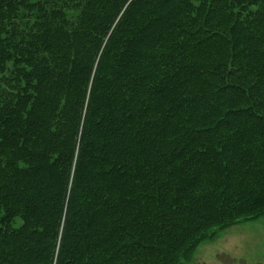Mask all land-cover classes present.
I'll use <instances>...</instances> for the list:
<instances>
[{
  "label": "trees",
  "instance_id": "obj_1",
  "mask_svg": "<svg viewBox=\"0 0 264 264\" xmlns=\"http://www.w3.org/2000/svg\"><path fill=\"white\" fill-rule=\"evenodd\" d=\"M263 214L264 0H0V264H184Z\"/></svg>",
  "mask_w": 264,
  "mask_h": 264
},
{
  "label": "rangeland",
  "instance_id": "obj_2",
  "mask_svg": "<svg viewBox=\"0 0 264 264\" xmlns=\"http://www.w3.org/2000/svg\"><path fill=\"white\" fill-rule=\"evenodd\" d=\"M191 256L184 264H264V214L213 231Z\"/></svg>",
  "mask_w": 264,
  "mask_h": 264
}]
</instances>
